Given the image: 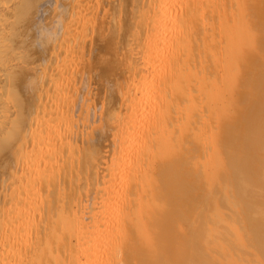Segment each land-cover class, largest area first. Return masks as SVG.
Returning <instances> with one entry per match:
<instances>
[{
  "label": "bare ground",
  "instance_id": "obj_1",
  "mask_svg": "<svg viewBox=\"0 0 264 264\" xmlns=\"http://www.w3.org/2000/svg\"><path fill=\"white\" fill-rule=\"evenodd\" d=\"M0 264H264V0H0Z\"/></svg>",
  "mask_w": 264,
  "mask_h": 264
}]
</instances>
